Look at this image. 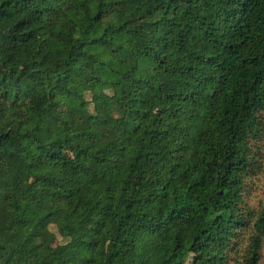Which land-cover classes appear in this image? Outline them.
I'll list each match as a JSON object with an SVG mask.
<instances>
[{"label":"trees","instance_id":"16d2710c","mask_svg":"<svg viewBox=\"0 0 264 264\" xmlns=\"http://www.w3.org/2000/svg\"><path fill=\"white\" fill-rule=\"evenodd\" d=\"M263 135L264 0H0V264H261Z\"/></svg>","mask_w":264,"mask_h":264},{"label":"rangeland","instance_id":"374dc122","mask_svg":"<svg viewBox=\"0 0 264 264\" xmlns=\"http://www.w3.org/2000/svg\"><path fill=\"white\" fill-rule=\"evenodd\" d=\"M113 36L115 42H120L125 39L119 28L114 30ZM146 109L151 110L153 108L147 106ZM259 146L261 153V157L259 158L261 163L260 167L256 169L254 171V174H252L248 178L247 185L245 186V190H244L245 205H247L253 210H258L262 206H264V135L260 138ZM23 179L28 181H33L29 179L26 174H23ZM50 230L54 232L56 235V237L51 240L50 244L53 247H55L56 252L59 253L61 252V248L58 246L64 243L65 239L58 234L55 226H50ZM261 253L263 256V260L261 264H264V248H262ZM239 254L241 255L243 254V252L242 251L233 252L229 257V261L227 264H236V260L239 257ZM179 264H187V263L181 262Z\"/></svg>","mask_w":264,"mask_h":264}]
</instances>
